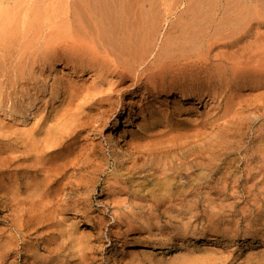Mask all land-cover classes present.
Here are the masks:
<instances>
[{
    "label": "bare ground",
    "instance_id": "1",
    "mask_svg": "<svg viewBox=\"0 0 264 264\" xmlns=\"http://www.w3.org/2000/svg\"><path fill=\"white\" fill-rule=\"evenodd\" d=\"M195 1L204 8L174 13L175 21L164 26L165 0H0V112L16 121L23 116L26 124L11 131L13 125L0 120V216L7 209L21 211L26 222L60 219L76 210L71 208L87 181L95 188L111 164L106 201L149 208L112 213L119 225L130 217L169 215L187 196L190 215L198 217L203 183L213 215L218 129L235 120L250 126L264 113V0H247L249 7L245 0ZM16 85L25 96L22 115L4 107L8 88ZM45 93L59 98L52 116L39 108L49 103ZM134 94L139 98L133 100ZM205 98L208 112L184 113L183 100ZM31 107L34 118L28 121ZM126 107L135 109L138 120L128 140L116 136L117 119L107 153L98 140L77 139L91 121L105 125ZM119 145L123 153L115 156ZM202 170L203 182L194 173ZM142 172L150 178L136 181ZM180 173H194L192 188L176 184ZM105 206L99 214L87 208L71 214L90 225L110 218ZM133 229L139 231L132 225L114 231Z\"/></svg>",
    "mask_w": 264,
    "mask_h": 264
},
{
    "label": "rangeland",
    "instance_id": "2",
    "mask_svg": "<svg viewBox=\"0 0 264 264\" xmlns=\"http://www.w3.org/2000/svg\"><path fill=\"white\" fill-rule=\"evenodd\" d=\"M165 1L166 5L161 7L164 6L169 15L168 20L160 21L165 23L164 26L169 21H175V14L186 8H204L197 5L195 0ZM242 5L249 7V2L245 0ZM253 30L256 29L253 28ZM19 87L17 85L15 89L9 87L7 91L10 92L4 101L6 104L4 107L8 106L5 109H12L15 115L24 113L23 107L19 105H24L25 96L23 97V91L20 92ZM253 92L257 93L258 90ZM45 95L48 96L45 100H49V103L39 108L42 115L52 116L58 107H61L58 105L59 98L51 99L49 93ZM132 98L136 100L139 95L134 94ZM129 99L130 95L126 96V104ZM182 102L187 109L184 113H191V115L206 113L211 107L210 100L207 98L198 102L193 99L192 101L185 99ZM14 106L20 108H18L19 112ZM31 108L24 116L28 121L34 118V115L30 113V110L33 111V107ZM22 117L21 120L16 121L17 118L11 119L0 112V120L6 123L5 127L13 125V128L10 127L11 131H19V128L24 126ZM116 119L118 120L116 136L121 139V142L128 140V130L136 129L138 121L135 120L137 119L135 109H128V107L105 125L91 121V126L89 124L86 127L87 130L84 128L77 139L80 142L87 137L98 140L102 146H106H104L107 149L105 152H108L111 146L110 134ZM234 122L219 128L215 137L216 174L213 189V215L210 214L212 199L210 189L207 183H203L198 187L200 198L197 208L198 217L190 215L193 201L191 196H187L182 205L176 204L169 209V215L152 219L142 216L130 217L121 220L122 223L119 225L113 220L112 213L149 211V208L131 207V204L120 208L106 201L103 197L105 196L103 188L106 185L107 175L115 172L114 165L111 164L109 169L107 168L106 172L104 171L105 173L99 177L95 188L92 186V181H87L85 184L87 189L79 191L78 205L71 208L80 212L87 208L88 212L94 215L101 213V208L106 205V209L110 211V218L99 219L98 217L89 225L87 221L79 219L76 214H71L76 210H69L70 212L63 214L60 219L26 222L25 216L20 218L21 211L3 210L0 216V264H264V113L263 116L254 118L250 126H247L246 120L243 123L236 120ZM94 125L97 126L96 129H93ZM113 150L115 156L123 153L120 145L115 146ZM146 173H139L133 178L136 181H144L150 178ZM194 173L199 174L202 182L206 181L207 171ZM194 173H180L176 184H184L192 188ZM73 176L69 177L72 181L77 178ZM180 211L185 212V216L181 218L174 216ZM24 213L23 208V215ZM2 215L9 222L2 220ZM129 225H132V228H139V231L134 229L126 233L114 231L119 228L125 230ZM108 229H111L113 233H109Z\"/></svg>",
    "mask_w": 264,
    "mask_h": 264
}]
</instances>
